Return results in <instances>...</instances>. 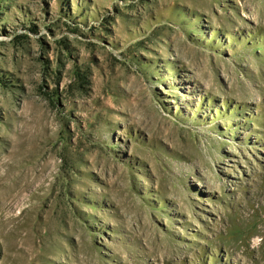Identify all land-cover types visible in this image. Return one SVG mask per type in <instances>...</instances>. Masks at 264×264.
<instances>
[{
    "label": "rangeland",
    "instance_id": "374dc122",
    "mask_svg": "<svg viewBox=\"0 0 264 264\" xmlns=\"http://www.w3.org/2000/svg\"><path fill=\"white\" fill-rule=\"evenodd\" d=\"M0 264H264V0H0Z\"/></svg>",
    "mask_w": 264,
    "mask_h": 264
},
{
    "label": "bare ground",
    "instance_id": "6f19581e",
    "mask_svg": "<svg viewBox=\"0 0 264 264\" xmlns=\"http://www.w3.org/2000/svg\"><path fill=\"white\" fill-rule=\"evenodd\" d=\"M260 229V228H259Z\"/></svg>",
    "mask_w": 264,
    "mask_h": 264
}]
</instances>
